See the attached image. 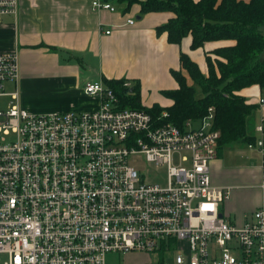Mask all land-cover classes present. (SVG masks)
<instances>
[{
  "label": "built area",
  "instance_id": "obj_1",
  "mask_svg": "<svg viewBox=\"0 0 264 264\" xmlns=\"http://www.w3.org/2000/svg\"><path fill=\"white\" fill-rule=\"evenodd\" d=\"M17 6L0 0V21ZM92 7L116 11L102 0ZM18 76V55L0 53V98L10 99L0 107L3 264H107L108 254L128 252L171 260L148 264H264L263 210L237 226L221 214L227 190L211 185L221 137L213 108L196 128H179L162 122L165 112L120 108L108 86L92 81L84 93L99 99L93 111L33 114L20 106ZM260 120L247 147L260 153L264 178ZM132 155L166 166V185L143 182Z\"/></svg>",
  "mask_w": 264,
  "mask_h": 264
},
{
  "label": "crops",
  "instance_id": "obj_2",
  "mask_svg": "<svg viewBox=\"0 0 264 264\" xmlns=\"http://www.w3.org/2000/svg\"><path fill=\"white\" fill-rule=\"evenodd\" d=\"M92 1L18 0L16 15L2 17L0 53L15 52L18 55L20 106L27 112L93 111L100 101L86 96L84 87L92 81L104 82L106 79H125V86L138 82L144 109L154 104L166 108L172 105V100L162 92L178 88L171 70H180L187 85L194 86L181 67V52L197 63L206 75V53L232 44L208 42L203 48L192 50L188 36L174 45L168 42L166 32L157 34L155 31L173 17L171 12L140 15V6L134 4L123 13L122 5L107 1L116 9L110 12L93 8ZM128 20L134 23L128 24ZM106 31L110 33L106 34ZM58 91L66 101L60 107L42 110L35 102L38 93ZM240 91L249 104L257 105L248 118V125L252 122L249 133L255 137V127L264 117V106L257 102L264 93L256 85ZM49 97L56 99L53 95ZM196 97L201 98V93ZM187 121L193 128H196L194 124H200L199 120ZM209 165L211 185L228 192V198L220 205L221 214L227 220L242 226L258 209L264 212L263 170L261 155L256 149H249L244 143L226 144ZM146 256L142 263L128 261L123 264H148L151 259ZM154 257L153 260L157 257L170 260L165 254Z\"/></svg>",
  "mask_w": 264,
  "mask_h": 264
},
{
  "label": "trees",
  "instance_id": "obj_3",
  "mask_svg": "<svg viewBox=\"0 0 264 264\" xmlns=\"http://www.w3.org/2000/svg\"><path fill=\"white\" fill-rule=\"evenodd\" d=\"M122 5L127 13L133 5L140 6V15L150 12H171L173 17L156 33L166 32L169 43L178 45L190 36V48H203L208 42H231L206 53L207 73L203 75L197 63L181 52V67L199 88L188 86L181 71L171 70L178 88L162 92L172 100L166 108L154 104L146 109L155 118L167 113L162 122L179 128L187 120L196 122L213 108L214 126L220 132L217 150L226 144H249L255 139L249 133L248 118L257 105L249 104L240 90L258 86L264 93V0H102ZM104 80L119 101L120 108L144 109L140 86L136 82Z\"/></svg>",
  "mask_w": 264,
  "mask_h": 264
},
{
  "label": "rangeland",
  "instance_id": "obj_4",
  "mask_svg": "<svg viewBox=\"0 0 264 264\" xmlns=\"http://www.w3.org/2000/svg\"><path fill=\"white\" fill-rule=\"evenodd\" d=\"M6 90L8 92H15V87L13 84L7 83L6 85ZM18 91V90H17ZM196 95H199V89L196 88ZM50 95H53L56 97V99H52L49 97ZM198 97V96H197ZM253 100V98H250ZM264 99V97L262 98ZM10 99L8 97L0 98V107L1 105L4 104V102L9 101ZM38 103L40 109H48V107H60L63 105L66 101L64 98L61 96V92H56L54 94H50L49 92H41L37 94V100L35 101ZM144 102V101H143ZM145 105V104H144ZM254 116V115H253ZM251 123H249V127L251 126ZM198 123L194 127H196ZM255 126V125H254ZM3 137L2 133H0V138ZM182 155H187V154H182ZM182 157V156H181ZM180 156L175 155L173 158V164L177 165L179 163ZM129 164L135 168L140 175H143L142 180L143 182H146L148 184L154 185L158 184L160 186H165L166 185V177H167V172L168 168L166 166H162L161 164H158L156 162L153 163H146L145 159L141 155H132L128 159ZM185 166L189 167L187 163H185ZM147 254L143 253H136V252H128L127 254H108L107 257V264H123V262L127 263L132 262V263H142V261H145V256ZM149 258H155L154 255H147ZM146 256V257H147ZM7 256L2 255L0 256V264H3L6 262Z\"/></svg>",
  "mask_w": 264,
  "mask_h": 264
},
{
  "label": "snow or ice",
  "instance_id": "obj_5",
  "mask_svg": "<svg viewBox=\"0 0 264 264\" xmlns=\"http://www.w3.org/2000/svg\"><path fill=\"white\" fill-rule=\"evenodd\" d=\"M206 207H210V206H207V205H206Z\"/></svg>",
  "mask_w": 264,
  "mask_h": 264
}]
</instances>
